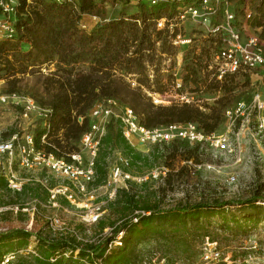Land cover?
I'll use <instances>...</instances> for the list:
<instances>
[{"label":"trees","instance_id":"1","mask_svg":"<svg viewBox=\"0 0 264 264\" xmlns=\"http://www.w3.org/2000/svg\"><path fill=\"white\" fill-rule=\"evenodd\" d=\"M229 1L236 2L235 12L242 25L246 19L247 0ZM253 1L252 9L256 14L250 20L251 25L261 27L264 38V0ZM107 2L115 1L68 0L65 4H57L52 0H19L18 37L15 41L0 42V79L18 81L17 75L27 73L29 69L42 75L43 92L41 99H37L52 108L53 130L43 141L47 131L39 126L35 130L36 146L58 157L66 153L67 160H70L68 154L79 150L82 136L93 123L92 110L109 99L120 104L128 103L149 128L195 121L205 132L216 131L224 123L225 111L234 101L239 102V96L218 100V104L207 112L192 104L154 105L141 88H132L121 74L122 71L137 74L147 70L145 51L152 50L157 41L166 43L169 40L168 34L157 29L156 22L165 15L174 14L179 1L164 0L153 5L140 2L133 14L122 6L117 18L107 17ZM219 21L218 17L213 20L214 23ZM211 40H205L197 58L188 50L183 73L185 87L191 84L197 89L200 87V66L208 58L206 49ZM44 65L47 71L42 70ZM236 77L233 73L222 82H206L207 90L231 92L239 86ZM15 91L21 90L15 86L9 90ZM44 92L47 99L42 97ZM103 138L96 158L95 186L105 185L108 181L109 158L113 152H123L130 161L129 165L144 158V154L125 138L119 119L109 120ZM163 150V154L170 150L167 159L172 161L166 162L172 163L179 155L191 158L198 147L177 139L165 144ZM7 189L8 182L0 175V196ZM260 201L264 202L263 187L243 201L195 202L192 206L163 207L158 192L144 194L123 187L114 199L108 201L112 218H101L95 223L99 233L97 239L80 238V228L68 235L54 236L29 231L2 232L0 261L11 251L18 253L28 248L30 238L36 236V250L42 252L34 256L38 264H142L145 258L140 248L150 240L163 246L165 255L173 264L178 260L192 264L198 254V245L207 238L219 241V236L227 232L240 236L258 227L263 221ZM236 205L242 208L240 215H235L229 208ZM215 216L221 221H214ZM107 228L110 229L106 232ZM120 233H123L122 246L115 244ZM68 251L71 255L65 256ZM17 257V262L11 261L10 264H28L26 257L31 255L17 254Z\"/></svg>","mask_w":264,"mask_h":264},{"label":"rangeland","instance_id":"2","mask_svg":"<svg viewBox=\"0 0 264 264\" xmlns=\"http://www.w3.org/2000/svg\"><path fill=\"white\" fill-rule=\"evenodd\" d=\"M113 1L115 2H107L108 18H117L122 6L127 7L129 14L136 13L137 5L132 3L124 4L122 0ZM249 1L252 3L251 8H253L255 2L253 0ZM235 5L236 2L231 1L230 10L234 14H236ZM244 26L245 31L251 34H259L264 41L261 35V27H253L251 21L246 19L244 20ZM179 31L185 36L193 38V42L184 45L183 50L186 51V54L188 50H191L194 58L201 55L205 40L207 38L212 39L207 45L208 48L206 47V50L209 51L208 58L206 57L200 66V87L197 89L194 84L186 87L184 85V91L190 92L194 96L190 98L189 103L181 102L174 98L171 104H157L153 103L152 100V96L155 95V93L163 94L169 91L172 94V92H175L172 85V77L174 76V68L172 67L176 57L175 54L179 52L178 50L180 48H176L169 40L166 43H163L161 40L160 42L157 41L152 50L145 51L147 54L145 58L147 70L142 73L133 74L135 85L130 82L129 74L125 71L121 73L132 88H141L142 92L151 99L154 105L172 106L174 104H192L202 111L207 112L211 110L210 107L218 104V100H231L239 96V101H241V99L250 101L257 91L264 92V68H257L254 70L245 68L240 69V71L236 73L237 77L235 78L239 86L231 92H227L225 89L208 91L206 82H222L225 78L217 80L213 76L215 69L209 67L212 57L217 51V39L208 33L202 32L199 26L192 20H187V22L183 23ZM17 77L19 79L18 81L11 80V82L6 78L0 79V97L16 93V91L9 92V90L15 86L21 90L18 91V93H28L41 99L40 96L43 89L40 84V80L42 79L40 72L38 73L29 69L27 73L17 75ZM229 79L230 78L227 80ZM16 103L17 100L11 97H9L7 103H0V140L7 138L12 131L24 132L35 126L36 123H40L39 121L41 118L35 113H30L28 117L21 116V109L15 105ZM118 104L120 103L118 102ZM234 104H236L235 101ZM120 105L130 106L125 102H122ZM225 130H227L226 118L224 123L221 124L216 131L217 133H222ZM246 135L244 139V150L240 157L235 155L216 156L211 153L210 150H206V148L201 150L200 147H198V151H196L191 158L179 155L172 163L166 162L172 161L171 159H167V156L170 155V150L165 152L166 155L163 154V149L167 143L156 145L142 144L138 139H135V145H132L138 152L140 151L144 154V158L134 162V164L126 165V160L130 163L127 156L121 151L113 152L112 156L109 158L108 181L105 185H92L93 188L97 190L95 197L86 198L78 194V201L76 203H70L68 200L66 201L60 198L63 207L60 209H54L49 206L47 190L43 184L46 181L44 180L46 177L44 173L38 169H19V176L25 183L23 191L15 193L7 189L1 192L0 233L29 231L30 233L54 236V234L68 235L75 230L79 231L81 229L79 231L80 238L84 240L97 239L99 237L97 225L95 223L89 224L86 220L87 215L92 209L91 206L102 203L104 208L101 218H112L113 213H111L108 207V201L115 198L111 197V193L115 189L118 191L123 187L144 194L152 191L158 192L163 207L192 206L195 202L243 201L250 198L258 189L264 188V145L261 144L260 141H255V138L248 133ZM196 159H198V161H196ZM1 160L6 162L8 159L3 158ZM208 163H211L212 166H207ZM197 164H202V167L200 169L197 168ZM117 166L130 172L135 178L157 172L159 175L156 179L151 178L140 183L131 179H123L119 183L110 184L109 180L113 173L112 171ZM0 175L3 176V174H1V169ZM233 176H235V179H232ZM3 177L6 178L5 176ZM52 181L51 183L54 184L55 181L53 178ZM46 184L48 185V183ZM36 199L41 201L39 205L35 203ZM259 204H262L263 212L261 218L263 221L258 227L251 228L247 233L240 236H233L227 232L219 236V241H213L207 238L204 243L198 245V254L193 258L192 264H264V202L260 201ZM16 205H29L30 210L16 212L12 209ZM229 208L235 215L241 214V206L236 205ZM226 209L228 208L226 207ZM54 215L61 220V224L56 230L50 226V218ZM213 220L221 221V218L215 216ZM231 224H233V221H231ZM109 229L110 228H107L106 232ZM208 242L214 243L213 247H216L220 251L221 259L216 262L208 263L202 256ZM37 244L36 236H32L29 246L36 249ZM162 247V245L160 247L154 240L143 243L140 249L143 251L145 261L142 264H173L170 261L171 258L165 255ZM35 252L36 254H28L31 255V257H26L28 258L27 261H29L28 264H38L35 262L34 256H38L42 254V252L38 250ZM69 255H71L70 251L65 254V256ZM17 260L18 257L13 260V263H16ZM176 264L186 263L178 260Z\"/></svg>","mask_w":264,"mask_h":264},{"label":"built area","instance_id":"3","mask_svg":"<svg viewBox=\"0 0 264 264\" xmlns=\"http://www.w3.org/2000/svg\"><path fill=\"white\" fill-rule=\"evenodd\" d=\"M55 3L65 4L68 0H52ZM132 4L146 2L151 5L164 0H128ZM179 5L174 14L163 16L156 22L158 30L168 34V39L176 48H180L175 55L172 85L175 92L169 91L155 93L152 96L153 103L171 104L172 99L189 103L193 94L184 91L183 76L184 61L186 51L184 45L193 42L192 37L185 36L179 28L187 20L195 22L200 30L208 33L217 39L216 53L212 57L209 67L215 69L213 76L217 80H222L229 74L237 73L245 68L254 70L264 68V41L259 34H251L245 31L244 23H238L237 15L230 10L229 0H178ZM18 11L19 0H0V42L15 41L18 37ZM256 12L246 8V20L250 21ZM218 17L219 22L213 20ZM93 19L97 20L96 17ZM86 25H84L85 27ZM160 42V41H158ZM47 71L46 65L42 68ZM130 82L135 85L133 74H129ZM132 77V78H131ZM9 97L16 99L15 104L20 111V115L28 117L30 113L39 116L40 123L24 132L16 130L9 134L7 138L0 140V169L1 174L6 177L8 188L20 193L24 188V181L19 176L20 170L38 169L44 176L46 175L44 186L47 190L49 206L54 209L63 208L60 198L68 200L70 203L78 201V194L86 198H94L97 190L93 188L96 179L95 165L99 147L102 144L106 133V128L111 118L122 121V130L125 138L135 145L134 140L138 139L142 144H162L172 143L174 140H183L200 147L202 150H210L218 155L241 156L245 146V136L248 133L264 145V92L257 91L250 101L241 99L225 111L227 130L222 133L205 132L195 121L187 123H173L169 126H159L149 128L144 125L134 108L127 105L118 104L117 100L109 99L104 103H99L92 110V124L87 132L82 136L78 151L67 156L58 157L54 153L44 149H39L35 143V130L42 126L47 131L42 137L46 141L47 135L53 130L52 108L43 104L40 100L26 93H12L9 96H1L0 103H7ZM43 99H47V93H43ZM7 158L4 162L1 159ZM126 165H129L126 160ZM201 168L202 164H197ZM209 167L212 166L208 163ZM20 169V170H19ZM109 183L115 184L124 180H135L137 182L156 179L159 173L151 175H141L133 177L132 174L120 166L113 169ZM52 175V176H51ZM52 178L55 183H51ZM235 179V176L232 177ZM53 182V181H52ZM48 183V185L46 184ZM51 183V184H49ZM117 189L111 193V197L116 196ZM41 201L35 200V203ZM102 203L92 205V209L87 215L88 223H96L103 214ZM16 212L29 211V205H16L12 208ZM34 210V209H33ZM137 221V218L134 219ZM61 224V220L56 215L50 218V226L56 230ZM122 236L120 233L115 244L122 246ZM214 243L208 242L204 248L203 257L206 262H216L221 259L220 251L213 247ZM36 249L29 246L21 249L18 253L10 252L0 264H10L17 254H36Z\"/></svg>","mask_w":264,"mask_h":264},{"label":"crops","instance_id":"4","mask_svg":"<svg viewBox=\"0 0 264 264\" xmlns=\"http://www.w3.org/2000/svg\"><path fill=\"white\" fill-rule=\"evenodd\" d=\"M251 5H252V3L248 0V3H247V5H246V8H247V9H252V8H251Z\"/></svg>","mask_w":264,"mask_h":264}]
</instances>
